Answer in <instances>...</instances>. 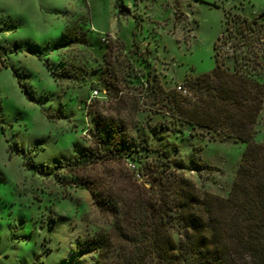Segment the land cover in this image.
Returning <instances> with one entry per match:
<instances>
[{"label": "rangeland", "instance_id": "374dc122", "mask_svg": "<svg viewBox=\"0 0 264 264\" xmlns=\"http://www.w3.org/2000/svg\"><path fill=\"white\" fill-rule=\"evenodd\" d=\"M0 5L5 55L0 65V264H96L97 251L79 241L105 219L94 203V187L80 184L82 173L65 169L102 127L91 107L102 111L105 122L127 126L147 158L159 153L173 157L178 171L202 190L229 194L247 142L192 135L189 124L183 133L173 131L169 117L148 110L133 121L118 116L102 81L109 74L104 53L113 47L119 63L112 67L124 74L136 41L149 64L140 60L134 68H154L166 88H178L211 71L217 50L224 65L233 68L234 46L214 48L227 16L264 13V0H0ZM17 42L33 44L35 50ZM260 47L263 53L264 42ZM247 50L248 44L237 52ZM260 60L252 72L264 79V53ZM14 65L31 73L25 77L31 93ZM254 140L264 143V106ZM128 168L133 169L131 163L98 165L86 175Z\"/></svg>", "mask_w": 264, "mask_h": 264}, {"label": "trees", "instance_id": "16d2710c", "mask_svg": "<svg viewBox=\"0 0 264 264\" xmlns=\"http://www.w3.org/2000/svg\"><path fill=\"white\" fill-rule=\"evenodd\" d=\"M219 40L215 50L220 44L234 46L233 68L224 65L217 50L211 71L179 85L186 93L166 88L154 68H134L140 60L149 64L136 41L130 69L116 73L112 64L119 62L108 45L104 59L109 74L102 81L118 116L133 121L148 110L169 117L173 131L183 133L189 124L192 135L232 137L247 142V148L229 194L222 196L198 187L178 171L173 157L159 153L147 158L127 126L105 122L102 111L91 107L89 112L102 127L65 169L82 173L80 184L94 187V203L105 219L79 241L85 249L97 251L96 264H107L108 259L111 264H264V143L254 140L264 106V79L252 72L262 63L264 13H230ZM246 44L247 53L239 54ZM0 60L4 66L2 45ZM122 163L135 168L86 175L95 166Z\"/></svg>", "mask_w": 264, "mask_h": 264}, {"label": "snow or ice", "instance_id": "6c2138e0", "mask_svg": "<svg viewBox=\"0 0 264 264\" xmlns=\"http://www.w3.org/2000/svg\"><path fill=\"white\" fill-rule=\"evenodd\" d=\"M17 43L21 47H27L29 51L35 50V45H33V44H29L27 42H24V43L17 42ZM47 43H48L47 41L43 42V44L45 46H46ZM37 54L41 55V56L43 55L42 52H38ZM13 67L16 69V74L20 77L21 83L25 87V90L27 92L31 93L32 90H31L30 86L27 84V82L25 81V77L26 76L30 77L31 73H29L26 69L21 68L19 65H14ZM3 195H4V188H3V185H0V196H3Z\"/></svg>", "mask_w": 264, "mask_h": 264}, {"label": "built area", "instance_id": "2783aa9c", "mask_svg": "<svg viewBox=\"0 0 264 264\" xmlns=\"http://www.w3.org/2000/svg\"><path fill=\"white\" fill-rule=\"evenodd\" d=\"M0 64H1V60H0ZM179 90H181L183 93H186V90L182 87V86H179L178 87ZM98 91L95 90V94H97ZM133 169L135 168L133 165H132Z\"/></svg>", "mask_w": 264, "mask_h": 264}, {"label": "crops", "instance_id": "0c3cea01", "mask_svg": "<svg viewBox=\"0 0 264 264\" xmlns=\"http://www.w3.org/2000/svg\"><path fill=\"white\" fill-rule=\"evenodd\" d=\"M0 10H2V8H1V5H0ZM3 17H5V18H12V15H4Z\"/></svg>", "mask_w": 264, "mask_h": 264}]
</instances>
